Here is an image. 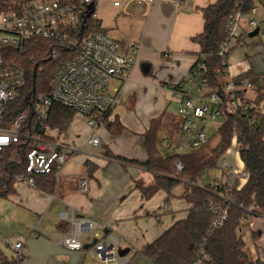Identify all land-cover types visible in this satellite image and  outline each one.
<instances>
[{"label":"crops","instance_id":"0c3cea01","mask_svg":"<svg viewBox=\"0 0 264 264\" xmlns=\"http://www.w3.org/2000/svg\"><path fill=\"white\" fill-rule=\"evenodd\" d=\"M21 1L33 4L32 0ZM107 1L113 22L104 24L98 17L103 31L121 43V52L125 56L130 52L127 43L135 42L140 46L126 80L113 79L109 85L110 92H116L118 98L107 122L118 121L122 131L113 134L105 126L101 129L100 125L90 130L88 123L82 122V126L76 128L74 119L77 114L64 134L51 127L53 136H61L70 148L78 149L69 157L61 175L57 179L51 178L53 187L41 191L25 184L13 185L12 192L0 198V230L12 226L16 232L13 235L24 244L18 264H101L90 254L94 242L91 235L81 238L83 247L78 251L66 250L61 245V235L68 230V218L73 209L98 226L106 225L107 228L100 233L118 239L119 249L127 251L128 264H153L142 251L174 223L184 219L190 208V204L181 198L183 190L176 194L181 185L172 190L168 201L161 191L145 199L135 184L149 185L153 175L141 168L114 161L106 153L144 163L148 159L144 133L150 122L162 114L179 120V99L169 87L180 83L198 60L200 47L194 38L203 31L202 10L218 0H153L148 5H137L132 0ZM115 1L120 3L117 8L113 7ZM252 31L246 22L241 23L238 37L227 57L228 77L233 79L251 73L252 89L246 96L250 101L262 96L261 109L258 111L256 108L258 113H262L264 38L258 35L250 37ZM162 131L167 132V127H160L159 138ZM78 132L83 135V140L79 141ZM91 135L99 139L97 147L103 151L80 153L81 146L89 145L87 139ZM220 160L221 174L218 177L222 175L224 163L244 168L239 154L231 147ZM86 161L95 166L90 177L83 167ZM81 174L88 177L86 193H81L78 188V176ZM242 187L241 182L234 180L233 189ZM159 198L165 200L163 206L159 204ZM170 198L174 202L172 208L166 204L171 202ZM166 205L169 210L162 214L161 209ZM250 221L252 227L242 236V240L249 238L250 247L244 243V251L253 260L264 261V212L258 209ZM3 238L5 236L0 237V252L13 261V252L2 244Z\"/></svg>","mask_w":264,"mask_h":264},{"label":"built area","instance_id":"2783aa9c","mask_svg":"<svg viewBox=\"0 0 264 264\" xmlns=\"http://www.w3.org/2000/svg\"><path fill=\"white\" fill-rule=\"evenodd\" d=\"M99 0H77L75 3H61L59 0H41L36 3H26L21 0L0 10V179L9 178L13 185L25 184L35 187L36 177H52L57 179L69 157L78 152L70 148L61 136H53L49 125L53 105L72 109L86 116L88 125L94 130L114 110L117 104V94L110 92L109 85L113 79L126 80V75L135 56L139 44L127 43L129 55L121 52V43L111 38L103 31L96 13V3ZM137 5H148L153 0H132ZM251 1L247 6L246 2ZM237 10L227 23L226 35L219 44V55L223 58L222 73L225 82L222 86L224 100L219 93L207 87V79L193 70L180 83L172 85L169 90L178 97L179 129L173 135L162 131L160 138L164 148L172 149L174 154L193 152L208 142L207 125L221 115L224 108L229 114L243 113L250 125H255L258 115L253 112L246 94L251 91L249 80L235 83L228 77L227 55L232 49L240 32L241 23L246 22L251 29H258L257 35L264 38V0H235ZM94 3V11L88 17L99 29L84 38L73 35L86 23L87 7ZM120 5L113 2V7ZM85 20V23L83 21ZM44 39L60 47L75 51V57L63 62L55 71L49 93L34 95L31 100H23L24 109L10 116L11 107L18 99V91L24 86V71L13 66L5 53L13 51L22 56L26 54L27 44L33 39ZM239 133L234 130L230 147L239 154ZM24 144L20 172L4 167V157L7 165H12L11 148L19 143ZM87 143L93 148L100 145L95 136H89ZM229 147V148H230ZM176 171L183 170L181 163L176 164ZM14 169V168H13ZM204 175L201 176L203 178ZM249 174L245 168L238 169L230 163L222 166L221 177L210 179L205 185L216 189L215 194L220 202L209 203L198 208L212 213L209 231L220 228L226 220L228 208L234 204L233 182L237 180L243 185ZM202 188L207 187L201 185ZM78 188L81 193L88 190L86 174L78 176ZM240 190V189H239ZM242 208V205H239ZM166 211L169 208L164 207ZM254 197L244 209L237 235L242 237L250 230L251 215L258 212ZM73 209L68 218V230L61 235V245L69 251L82 249L83 236L91 235L94 243L90 254L101 264H128L125 256H119V241L110 234L102 235L101 230L106 225L98 226L94 221L78 215ZM33 236L37 234L33 233ZM2 244L13 252L12 260L19 262L22 258L24 244L18 237L12 236L3 240ZM0 264H5L0 258ZM193 264H211L210 258L202 247L196 253Z\"/></svg>","mask_w":264,"mask_h":264},{"label":"trees","instance_id":"16d2710c","mask_svg":"<svg viewBox=\"0 0 264 264\" xmlns=\"http://www.w3.org/2000/svg\"><path fill=\"white\" fill-rule=\"evenodd\" d=\"M14 1L17 0H0V10ZM59 1L69 4L77 0ZM251 3V1L246 2L247 6ZM237 8L235 0H218L214 5L205 7L202 10L203 31L194 38L200 47V53L190 72L196 70L202 74L207 79V87L211 91L218 92L221 101L224 100L222 86L225 78L222 73L223 58L219 55L218 46L224 40L228 20ZM98 29L99 27L92 23L91 18H87L84 28H80L73 35L81 39ZM5 55L13 66L20 67L24 71L25 83L18 91V99L11 107L10 116L12 117L17 111L25 108L23 100L28 101L34 95L49 93L56 69L66 60L75 57L76 53L53 42L36 38L27 44L25 55L19 56L13 51H7ZM250 76L251 73H244L233 78V81L240 83L249 80ZM261 102V95L251 101L254 106L253 112H256L255 109ZM256 113L258 120L255 125H250L243 113L229 114L222 108L219 117L222 119V124L216 130L218 141L213 148L208 149L203 145L190 153L170 155H164L161 152L163 145L158 131L160 127L165 126L167 127L166 133L173 135L179 129V120L176 121L171 116L167 118L165 114H162L150 122L149 128L144 133V148L148 157L146 162L140 163L106 153L114 161L141 168L153 175L151 184H135V188L145 199L161 191L166 194V201H168L174 188L179 185L184 187L181 198L190 204L186 217L174 223L142 251L153 264H193L200 247L210 258L211 264H264V261L253 260L247 255L244 251V242L237 235L241 217L245 214L244 209L248 207L251 196L254 197L256 206L264 212V112ZM75 114L77 112L72 109L53 105L49 125L64 134ZM103 125L113 134L122 131V126L118 121L107 122V117L103 120ZM234 130L239 133V157L249 177L240 190L233 192L234 204L229 206L223 225L210 232L209 226L213 215L207 210L198 211V208L209 203L220 202L221 198L215 194L216 189L205 184L207 189H204L198 182L206 169L214 167L230 147ZM10 152L13 158L12 167L9 169L10 166L7 165V158L10 154L4 157V167L20 172L21 168L17 166L22 164L24 144L21 142L13 146ZM177 163L183 166L180 173L176 171ZM83 167L88 177L95 170V166L88 161L83 164ZM51 178L36 177L35 187L41 191L50 190L54 185V178ZM12 186L11 179L1 178L0 198L9 195L12 192ZM239 205H242V208ZM0 258L5 264H18L2 256V252H0Z\"/></svg>","mask_w":264,"mask_h":264},{"label":"rangeland","instance_id":"374dc122","mask_svg":"<svg viewBox=\"0 0 264 264\" xmlns=\"http://www.w3.org/2000/svg\"><path fill=\"white\" fill-rule=\"evenodd\" d=\"M31 2L34 3L35 1L32 0ZM107 4H108L107 0H100V1H97L96 6H95L97 15H98L99 18L103 19L104 24L106 22H109V24L113 22V18L111 17L112 16L111 15L112 12H111V10L107 9ZM259 106L260 105L257 106L258 111L261 109V107H259ZM87 119L88 118L86 116H83V115L77 113V115H76V117L74 119V125L76 126V128H78V126H79V128L82 126L81 122L83 124L87 125ZM221 124H222V119L221 118H217L214 122L208 123V125H207V135H208L209 140L205 144L206 148L211 149V148H213L216 145V143L218 141V138H217V135H216V130ZM103 126L104 125L101 124L99 127H101V129H103ZM88 128L90 130H92V128L90 126H88ZM79 132L77 133V136H79V141H80V140H83V135L81 133H79ZM114 146L116 147V145H113V147ZM90 151L94 154V153H98V152L103 151V150L101 148H98V147L91 149L90 146L87 145V144H85V145L80 147V153H82V154H86V153L88 154ZM161 152L164 155H170V154H172V149H166L164 147H161ZM220 162H221V160L219 159L214 167L206 169V171L203 173L204 177L201 178L199 180V182H198L199 185L206 184L210 179L216 178V177H218L221 174ZM183 188H184L183 185H181V187H179L176 190V192H177L176 194L180 193V192H178L179 190H181V192H182ZM157 200H159V204L161 206H163L165 204V200H163V198H159ZM172 200L173 199L170 198L171 202L166 203L171 208H172V204H174V202ZM161 213L162 214L166 213V210L163 207L161 209ZM0 234H1L0 237L5 236V238L2 239V241H3L6 238L9 239L12 236H15L13 234H16V232L14 231V228L12 226H9V227H7V229L0 230ZM240 238L242 239V237H240ZM243 242L246 245H248V247H250V240H249L248 237H244L243 238ZM250 252H252L251 249H250Z\"/></svg>","mask_w":264,"mask_h":264},{"label":"water","instance_id":"95a60500","mask_svg":"<svg viewBox=\"0 0 264 264\" xmlns=\"http://www.w3.org/2000/svg\"><path fill=\"white\" fill-rule=\"evenodd\" d=\"M87 9H88V12H87V14H86V18H88L91 14H92V12L94 11V3H91L88 7H87ZM83 23H85V20L83 21ZM257 33H258V29H254L252 32H250L249 33V36L250 37H253V36H256L257 35ZM33 91H34V89H33ZM94 243V242H93ZM88 246H90V245H88ZM127 251L126 250H121V249H119V251H118V255L119 256H125L127 253H126Z\"/></svg>","mask_w":264,"mask_h":264}]
</instances>
